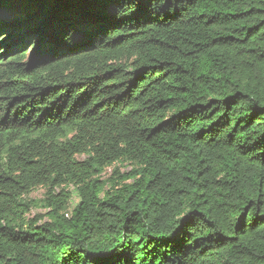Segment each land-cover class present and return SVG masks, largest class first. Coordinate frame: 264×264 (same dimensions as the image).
<instances>
[{"label":"trees","instance_id":"trees-1","mask_svg":"<svg viewBox=\"0 0 264 264\" xmlns=\"http://www.w3.org/2000/svg\"><path fill=\"white\" fill-rule=\"evenodd\" d=\"M0 264H264V0H0Z\"/></svg>","mask_w":264,"mask_h":264},{"label":"rangeland","instance_id":"rangeland-1","mask_svg":"<svg viewBox=\"0 0 264 264\" xmlns=\"http://www.w3.org/2000/svg\"><path fill=\"white\" fill-rule=\"evenodd\" d=\"M116 166H117V168H118V171H119L120 173H122V174H123V173H127L128 171H130V170L133 168V166L130 165V164H121V165L116 164ZM113 168H114V165L111 166V167H108V168L106 169L105 173L103 174V178L106 179V178L112 176V175H113ZM70 189H73V187L71 186ZM46 191H47V190H46L45 188H43V187L36 188L35 190H33V191L31 192V194L29 195L28 198H29L30 200L39 201V200H41V199H43V198L45 197ZM59 192H60V189L56 190V193H59ZM73 198H74V201H75V202L78 201V198H77L76 195H74ZM45 211H46V210H45L44 208H42V207H40V206H37V207H35V208L32 210V212H31V214H30V217H34V216H36L37 214H43Z\"/></svg>","mask_w":264,"mask_h":264}]
</instances>
